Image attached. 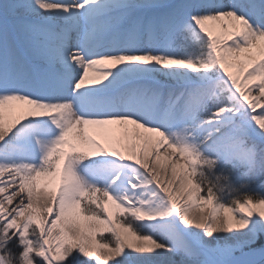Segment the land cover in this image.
I'll return each instance as SVG.
<instances>
[{"label": "snow or ice", "instance_id": "6c2138e0", "mask_svg": "<svg viewBox=\"0 0 264 264\" xmlns=\"http://www.w3.org/2000/svg\"><path fill=\"white\" fill-rule=\"evenodd\" d=\"M93 261L264 264V0H0V264Z\"/></svg>", "mask_w": 264, "mask_h": 264}, {"label": "rangeland", "instance_id": "374dc122", "mask_svg": "<svg viewBox=\"0 0 264 264\" xmlns=\"http://www.w3.org/2000/svg\"><path fill=\"white\" fill-rule=\"evenodd\" d=\"M89 258H85V257H81V260L83 261H87ZM92 264H95L94 261L92 262Z\"/></svg>", "mask_w": 264, "mask_h": 264}, {"label": "bare ground", "instance_id": "6f19581e", "mask_svg": "<svg viewBox=\"0 0 264 264\" xmlns=\"http://www.w3.org/2000/svg\"><path fill=\"white\" fill-rule=\"evenodd\" d=\"M195 211V210H194ZM119 259V258H118ZM95 263V262H94Z\"/></svg>", "mask_w": 264, "mask_h": 264}, {"label": "trees", "instance_id": "16d2710c", "mask_svg": "<svg viewBox=\"0 0 264 264\" xmlns=\"http://www.w3.org/2000/svg\"><path fill=\"white\" fill-rule=\"evenodd\" d=\"M255 187V186H254Z\"/></svg>", "mask_w": 264, "mask_h": 264}]
</instances>
